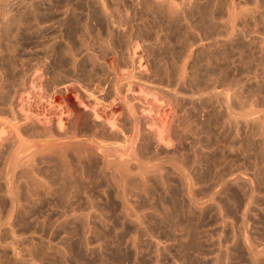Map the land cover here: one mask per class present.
<instances>
[{"label":"rangeland","instance_id":"obj_1","mask_svg":"<svg viewBox=\"0 0 264 264\" xmlns=\"http://www.w3.org/2000/svg\"><path fill=\"white\" fill-rule=\"evenodd\" d=\"M0 264H264V0H0Z\"/></svg>","mask_w":264,"mask_h":264},{"label":"bare ground","instance_id":"obj_2","mask_svg":"<svg viewBox=\"0 0 264 264\" xmlns=\"http://www.w3.org/2000/svg\"><path fill=\"white\" fill-rule=\"evenodd\" d=\"M59 93H60V92H59ZM60 95H61V94H60ZM61 98H62V97H61ZM106 114H107V113H106ZM106 116H107V119H110V118H109V117H110L109 114H107ZM108 116H109V117H108ZM108 121H109V120H108ZM114 126H115V124L112 123V128L118 127L117 125H116L115 127H114ZM126 164H127V163H126ZM126 164H125V165H126ZM123 165H124V164H123ZM121 169H122V168H121ZM128 169H130V167H129ZM124 171H125V170H124ZM121 174H122V173H121ZM127 174H128V173H127ZM132 174H133V171H132ZM130 175H131V174H130ZM130 175H129V177H130ZM123 177H124V176H123ZM131 177H133V176H131ZM127 178H128V176H127Z\"/></svg>","mask_w":264,"mask_h":264}]
</instances>
